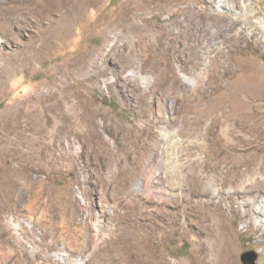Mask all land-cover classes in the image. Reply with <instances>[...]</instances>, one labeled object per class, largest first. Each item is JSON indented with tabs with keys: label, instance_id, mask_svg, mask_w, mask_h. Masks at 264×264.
<instances>
[{
	"label": "rangeland",
	"instance_id": "obj_1",
	"mask_svg": "<svg viewBox=\"0 0 264 264\" xmlns=\"http://www.w3.org/2000/svg\"><path fill=\"white\" fill-rule=\"evenodd\" d=\"M36 12L0 0V77L16 65L0 83V264H264V0L48 9L41 26L65 30L39 50ZM150 176L169 197L139 188Z\"/></svg>",
	"mask_w": 264,
	"mask_h": 264
},
{
	"label": "bare ground",
	"instance_id": "obj_2",
	"mask_svg": "<svg viewBox=\"0 0 264 264\" xmlns=\"http://www.w3.org/2000/svg\"><path fill=\"white\" fill-rule=\"evenodd\" d=\"M22 1L25 2V0H22ZM26 1H27L28 5H30V7L32 9L37 10L36 13L40 17V27H41V30L43 31L41 33V35H40V38L43 39L44 42L41 40L43 42V44L40 45V47H37L36 48V49L39 50L41 48H46L47 47V42H46L47 38L45 40V37H44V35H45L44 33L45 32H49L52 29L58 30V35L60 36V35L64 34V31L63 30H65L63 28V26H62V22H64V20H65L64 18H58L57 20H54L53 23H50V25L46 23L45 28H43L41 26L43 17L45 19H49L51 17V13L47 12L48 9H50L51 11H53V9L54 10L57 9V10H60L62 12L64 11L66 13V16H68L71 21H73V20L76 21L80 17V11L81 10L86 11L87 9L93 7L94 4H96V2H98L99 0H61L58 4H53L52 3V0H42L43 1L42 9H41V6L39 4L36 5V0H26ZM47 13H49V14H47ZM38 22L39 21L35 22L36 26H38ZM175 24H178V22H176ZM133 30L134 31H137V28H133ZM35 44L36 43H33L32 44L33 47L35 46ZM34 53H29V54L26 53L27 55H26V57L24 59L25 60H29L33 56ZM15 68H16V65H13V66L11 65L9 67H5V68L1 69V75L3 77H7V76H9L11 74L12 70H14ZM1 77H0V83L3 80V78H1ZM48 94H49V98H53V99L55 98V94H54V92H53V90L51 88L48 90ZM15 110L16 111H15V114H14V119L17 122V124H25L26 126H28V125H30L34 121V118H35L36 114H34V113H32V114L25 113L19 107H17ZM53 110H54L55 114L61 120V122L63 124L62 125V129L63 130H66V127H68L69 125H71L73 123V116L71 115V111L64 110L63 107L60 106V105H54ZM94 115H95L94 112H88V114H86V116H85L86 120L90 124V127L88 128V132H89V134L91 136H94V133L96 132L95 129H94V127H93L94 126V121H93ZM138 186H139L140 189H142L143 191H145V193L148 196L156 195L158 198H160L162 200L165 197H169L170 196V192L166 189V187H164V185L162 186L157 180H155V176H150V177H147V178L143 179L138 184ZM258 211L260 213H263L264 212V209L260 210L258 208ZM220 215H223V212L221 211V209H220L219 206H216V207L211 206L208 209V213H207V218L208 219H212V220H215V221H219L218 220V216H220ZM170 216L173 219V214H170ZM217 224H218V222H217ZM217 229L219 231L224 232L225 234L228 233L227 234L228 237H231L230 235H232V234L234 235L235 234V231H233L231 228L230 229L232 231V234L230 233V230H229L228 225L223 220H221V224H218ZM157 230H159L158 227H157ZM227 239H229V238H227ZM227 239H225V242L227 241ZM232 240L233 239H231L230 241H232ZM223 242H224V240H223ZM222 245H223V243H222ZM209 251H211L214 254V256H215V254H216V256H219V258H221V260H224L226 258L229 259L231 257V251L229 252V250L227 248H224V247L221 250H219L217 247L216 248H213V249H208V252ZM205 254H206V251H205ZM216 259H218V258H216ZM227 259H226V261H227ZM219 261H220V259H219Z\"/></svg>",
	"mask_w": 264,
	"mask_h": 264
},
{
	"label": "water",
	"instance_id": "obj_3",
	"mask_svg": "<svg viewBox=\"0 0 264 264\" xmlns=\"http://www.w3.org/2000/svg\"><path fill=\"white\" fill-rule=\"evenodd\" d=\"M258 258H259V255H258L257 252H255V251H249V252H246L242 256V262L244 264H257Z\"/></svg>",
	"mask_w": 264,
	"mask_h": 264
}]
</instances>
